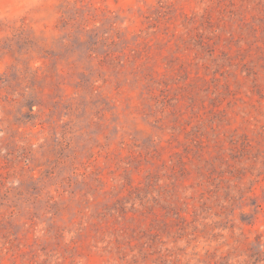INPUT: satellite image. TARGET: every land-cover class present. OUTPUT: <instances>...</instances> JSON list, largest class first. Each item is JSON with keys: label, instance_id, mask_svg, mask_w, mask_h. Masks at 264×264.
<instances>
[{"label": "rangeland", "instance_id": "1", "mask_svg": "<svg viewBox=\"0 0 264 264\" xmlns=\"http://www.w3.org/2000/svg\"><path fill=\"white\" fill-rule=\"evenodd\" d=\"M0 264H264V0H0Z\"/></svg>", "mask_w": 264, "mask_h": 264}]
</instances>
